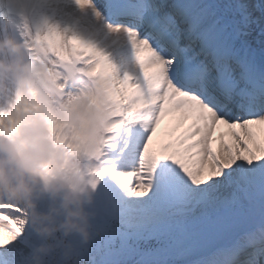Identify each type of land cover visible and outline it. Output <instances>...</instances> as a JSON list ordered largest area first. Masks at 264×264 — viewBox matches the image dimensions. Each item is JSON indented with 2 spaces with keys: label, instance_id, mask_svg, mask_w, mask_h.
Returning a JSON list of instances; mask_svg holds the SVG:
<instances>
[{
  "label": "snow or ice",
  "instance_id": "obj_1",
  "mask_svg": "<svg viewBox=\"0 0 264 264\" xmlns=\"http://www.w3.org/2000/svg\"><path fill=\"white\" fill-rule=\"evenodd\" d=\"M71 5L79 29L42 19L37 51L89 61L114 111L96 170L100 234L78 248L81 264H264V3ZM113 35L122 76L99 42ZM22 215L0 204V264H29Z\"/></svg>",
  "mask_w": 264,
  "mask_h": 264
},
{
  "label": "clouds",
  "instance_id": "obj_2",
  "mask_svg": "<svg viewBox=\"0 0 264 264\" xmlns=\"http://www.w3.org/2000/svg\"><path fill=\"white\" fill-rule=\"evenodd\" d=\"M31 10L29 0H2L0 6V24L15 26L21 36L0 35V93L9 76L16 84L11 98L0 104V204L18 205L23 210L19 222L38 238L31 243L29 264H81L78 248L100 234L93 223L96 170L102 166L114 111L94 79V65L86 72L89 81L76 85L78 95L54 103L64 85L51 75L52 65L63 62L40 59L45 56L35 44L40 22L31 34ZM122 40V35L99 38L113 49ZM23 49L32 50L34 59L25 60ZM65 67L69 79L72 70ZM41 195L48 197L46 210L37 207Z\"/></svg>",
  "mask_w": 264,
  "mask_h": 264
},
{
  "label": "bare ground",
  "instance_id": "obj_3",
  "mask_svg": "<svg viewBox=\"0 0 264 264\" xmlns=\"http://www.w3.org/2000/svg\"><path fill=\"white\" fill-rule=\"evenodd\" d=\"M48 5V6H47ZM47 13H48V17H46L50 22H57L60 24V26L63 28L65 26L68 27H75L77 29H79V25L77 24L76 20H75V14L72 11V5H71V0H48L47 1ZM102 44V43H101ZM103 46V44H102ZM107 51H109L111 53L112 59L115 61V55L116 57L119 58V49H113V48H106ZM121 53V52H120ZM83 62V61H82ZM89 65H86L83 62V67L81 69V76H86L83 77L85 81H89V77L86 75V72L88 70ZM53 74L56 75V71L52 68ZM123 69H119L117 68V75L118 76H122L123 75ZM82 80V81H84ZM61 82L65 83V79L61 78L60 79ZM84 81V82H85ZM81 82V81H80ZM12 89L10 91V96H12V94L14 93V90L16 88V85L14 81H12ZM76 92V93H75ZM75 92H73L72 90H67L65 93V95H61L58 98H55L54 103H61L63 101H65L66 99H68L71 96L74 95H78L80 92V88H77V90H75ZM11 98V97H9ZM160 129V128H159ZM158 129V133L160 132ZM124 139V134L123 132H117L116 134H114L112 141L106 145L105 147L109 150V151H117L118 148L121 146L122 141ZM101 191H102V182L100 185ZM39 210H46V206H38ZM35 233L32 231V229L30 227H28L27 230V238L30 240L31 243L36 242L33 237H35Z\"/></svg>",
  "mask_w": 264,
  "mask_h": 264
},
{
  "label": "rangeland",
  "instance_id": "obj_4",
  "mask_svg": "<svg viewBox=\"0 0 264 264\" xmlns=\"http://www.w3.org/2000/svg\"><path fill=\"white\" fill-rule=\"evenodd\" d=\"M222 2H225V1L222 0ZM242 2H246V3H250V4H259V3H264V0H242ZM46 14L48 15L47 6L45 7V5H44V7L40 10L39 22H41V20L45 18ZM253 35H255V33ZM67 73L68 72H67V70L65 68L64 69L61 68V70H60L61 76H66ZM100 185H101V183H98L97 184V188H96V191H97V194H98L99 197H101V195H102V191H101ZM48 202H49L48 201V197L46 196V208H47Z\"/></svg>",
  "mask_w": 264,
  "mask_h": 264
},
{
  "label": "water",
  "instance_id": "obj_5",
  "mask_svg": "<svg viewBox=\"0 0 264 264\" xmlns=\"http://www.w3.org/2000/svg\"><path fill=\"white\" fill-rule=\"evenodd\" d=\"M43 198H44V195H41V196H38V197H37V200H38V202L40 203V205L43 204Z\"/></svg>",
  "mask_w": 264,
  "mask_h": 264
}]
</instances>
